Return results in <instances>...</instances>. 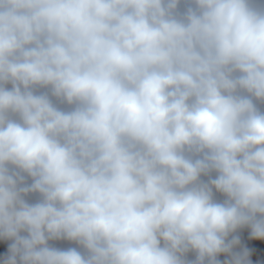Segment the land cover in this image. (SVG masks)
Returning <instances> with one entry per match:
<instances>
[{"label": "clouds", "instance_id": "9594fccd", "mask_svg": "<svg viewBox=\"0 0 264 264\" xmlns=\"http://www.w3.org/2000/svg\"><path fill=\"white\" fill-rule=\"evenodd\" d=\"M0 264H264V0H0Z\"/></svg>", "mask_w": 264, "mask_h": 264}]
</instances>
